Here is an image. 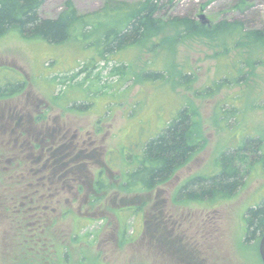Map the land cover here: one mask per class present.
<instances>
[{"label":"rangeland","instance_id":"rangeland-1","mask_svg":"<svg viewBox=\"0 0 264 264\" xmlns=\"http://www.w3.org/2000/svg\"><path fill=\"white\" fill-rule=\"evenodd\" d=\"M68 1L79 13H91L109 0H44L39 13L57 17ZM169 1L159 13L165 19L188 16L206 28L240 19L248 30L264 28V0ZM164 36L175 32L155 37L156 45ZM88 41L52 44L16 31L0 37V77L17 76L14 85L22 87L0 96V264H264L261 238L245 241L246 212L264 200V48L232 49L221 58L216 41L196 34L95 61ZM89 60L94 63L85 65ZM121 62L128 66L114 71ZM239 67L246 81L207 91ZM148 69L167 73L168 80L143 77ZM182 71L194 74L188 88ZM181 107L193 116L195 151L154 189L135 178L136 186L127 187V169ZM11 111L52 128L51 152L62 143L70 158L79 159L72 163L83 168L74 169L71 187L64 190L49 178L59 153L40 151L36 140L32 151L21 146L26 135L1 116ZM250 138L262 142L258 154L241 150ZM223 152L246 156L243 182L233 195L211 200L181 193L193 177L217 172ZM101 170L105 188L93 190ZM46 175L49 180L42 179ZM37 179L46 194H31L29 184ZM49 185L56 188L47 190ZM54 190L61 194H49Z\"/></svg>","mask_w":264,"mask_h":264},{"label":"trees","instance_id":"trees-1","mask_svg":"<svg viewBox=\"0 0 264 264\" xmlns=\"http://www.w3.org/2000/svg\"><path fill=\"white\" fill-rule=\"evenodd\" d=\"M43 1L0 0V37L16 31L24 39L41 38L52 44H63L75 38L82 42L88 39V43L95 48L99 57L97 59L95 57V61L99 59L105 61L109 56L121 54L130 47L139 45L162 47L166 45V42L182 41L196 34L216 41L217 55L221 58L227 57L232 49H254L255 46L264 48V28L248 30L240 19L222 20L211 28H206L188 16H169L165 19L159 15L166 8L164 0L137 2L109 0L100 10L91 13H79L73 3L68 1L65 10L54 18L43 17L39 13ZM170 3H172L171 0L168 4ZM173 32H175L174 37L164 36L159 39L161 42L157 45L154 42V38L158 35ZM235 61L242 62L241 52L237 54ZM93 63L89 60L85 62V65ZM125 65L128 66L122 62L115 65L114 71L123 72ZM242 72L243 69L239 67L237 73L233 72L231 78L224 77L225 79L218 80L207 91L216 92L221 86L227 84V81L229 83L246 81L247 76L244 77ZM167 75L163 71L148 69L142 76L168 80ZM59 76L61 75H55L54 78L57 80L62 77ZM11 78L0 77L2 83L4 80V84H0V96L8 97L22 90V87L14 85L20 79L17 76L16 79ZM193 80V73L181 72V81L185 83L186 88ZM245 140L241 150H247L253 155L258 154L262 142L255 138ZM197 143L194 137L191 110L188 107H181L167 122L161 134L151 138L144 145L143 154L137 157L135 166L133 169L130 168L132 171L127 173L126 186H136L140 183L150 190L154 189L186 163L195 151ZM245 162L246 156L242 154L223 152L217 172L213 175L193 177L182 186L181 193L186 194L190 199L216 200L230 197L243 182L242 166ZM133 178L137 179L135 180L137 183ZM98 186L105 188V182L101 180ZM245 223V241L259 240L263 236L264 200L258 206L248 208ZM65 255L67 258L68 255Z\"/></svg>","mask_w":264,"mask_h":264},{"label":"flooded vegetation","instance_id":"flooded-vegetation-1","mask_svg":"<svg viewBox=\"0 0 264 264\" xmlns=\"http://www.w3.org/2000/svg\"><path fill=\"white\" fill-rule=\"evenodd\" d=\"M15 112H12V111L9 112V113L8 112H6V113L2 112L1 116L5 120V124H6V122L8 123L10 121H14L15 122V125H14L15 128L16 129H21V131L19 130L20 135H23V134L26 135V137L21 140L22 143H23V145H21V146H25L26 148L29 149V151H32L34 146H37V143H40L39 145L42 146L40 151L48 149L49 154L51 153V157L52 156H56V155L58 157V153L60 154L59 158L54 160V163H56V166L55 167L52 166V168H55V169H53L52 172H50V174L52 173L53 175L52 176L50 175V177L46 175L47 178L43 177L42 179H46V180H49V178H50V180H52V179L56 180L57 179V181H59L58 183L62 184V186L61 185L60 186L64 190H66V188H68V187H71L70 186L71 181L75 180L74 176L76 175V172H75L74 169L77 168V167H80L79 170H78V168H77V170L81 171V169L83 168L82 165H79V166L75 165L74 166L73 163H72V162H75L76 160H79V159H77L76 157L70 158L71 150H62V149L66 148V145H63L62 143L58 146L57 149H55V150H53L51 152L50 148L52 146V143H54L53 142L54 141L53 140L54 133L52 131V128L51 127L48 128V126L44 125V124L34 123V119H36V118L30 120L29 117H28L29 116L28 113H27V116H26V115H24V113L19 114L20 112H17L18 116H15V114H16ZM5 124H3V125H5ZM34 124H36V125H34ZM40 125H42L45 130H43V128H41V129L38 128V126H40ZM36 127L38 128V130L36 129ZM6 128L7 127H3V130H6ZM17 138L19 139V137H17ZM33 141H35L37 143L34 144ZM45 144H50V146L48 148L47 147L45 148L44 147ZM78 154H80V152L76 153V155H78ZM80 163L81 164L82 163L86 164L87 161L83 160V162H80ZM61 169H63V172H60ZM102 170L99 172V176H98L97 180L94 182L93 190L94 189L96 190V186H97V188L101 189L100 186H98V184L101 182V180H103L102 179V175H103L102 174ZM131 171L132 170L129 168V169H127L126 173L131 172ZM31 172H32V169H31ZM37 172L40 173L42 171L34 170L33 174H36ZM59 173H61V175H60L61 177L60 176L56 177V174H59ZM33 182L31 181L30 184H29L30 185V189H31V194H46V192L43 191V190H45L47 188L45 186L44 182L40 181V179H37V181H33ZM51 188H56V185H54L53 187L51 185H49L47 190H50ZM81 188L83 189L84 187H81ZM58 189H60V187ZM49 194H61V193H60L59 190L58 191L54 190L53 192H49ZM42 211H44V210H42ZM37 216L39 218L42 217L41 214H39Z\"/></svg>","mask_w":264,"mask_h":264},{"label":"water","instance_id":"water-1","mask_svg":"<svg viewBox=\"0 0 264 264\" xmlns=\"http://www.w3.org/2000/svg\"><path fill=\"white\" fill-rule=\"evenodd\" d=\"M202 18L204 19V21H206L205 16L203 15ZM259 252L261 255V259L264 263V235L261 237L260 239V243H259Z\"/></svg>","mask_w":264,"mask_h":264},{"label":"bare ground","instance_id":"bare-ground-1","mask_svg":"<svg viewBox=\"0 0 264 264\" xmlns=\"http://www.w3.org/2000/svg\"><path fill=\"white\" fill-rule=\"evenodd\" d=\"M264 235V234H263Z\"/></svg>","mask_w":264,"mask_h":264}]
</instances>
